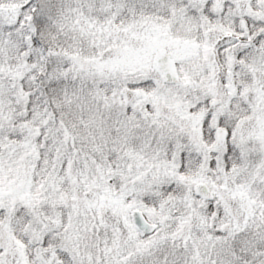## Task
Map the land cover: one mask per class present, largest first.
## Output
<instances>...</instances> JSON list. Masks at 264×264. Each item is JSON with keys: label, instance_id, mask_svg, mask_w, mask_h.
Here are the masks:
<instances>
[{"label": "snow or ice", "instance_id": "obj_1", "mask_svg": "<svg viewBox=\"0 0 264 264\" xmlns=\"http://www.w3.org/2000/svg\"><path fill=\"white\" fill-rule=\"evenodd\" d=\"M0 264H264V0H0Z\"/></svg>", "mask_w": 264, "mask_h": 264}]
</instances>
